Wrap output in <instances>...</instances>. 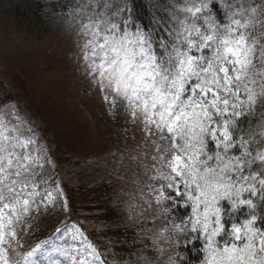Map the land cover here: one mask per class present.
<instances>
[{"label":"snow or ice","instance_id":"obj_1","mask_svg":"<svg viewBox=\"0 0 264 264\" xmlns=\"http://www.w3.org/2000/svg\"><path fill=\"white\" fill-rule=\"evenodd\" d=\"M154 8L151 25L135 0H75L70 13L86 74L151 146L137 251L118 264H191L198 243L199 264H264V0ZM40 141L15 103L0 105V264H116L79 228L80 247L21 251L29 218L67 207Z\"/></svg>","mask_w":264,"mask_h":264},{"label":"rangeland","instance_id":"obj_2","mask_svg":"<svg viewBox=\"0 0 264 264\" xmlns=\"http://www.w3.org/2000/svg\"><path fill=\"white\" fill-rule=\"evenodd\" d=\"M37 1L0 0V73L15 89L11 97H17L21 105L6 103L21 109L48 150L54 167L45 172V178L55 179L63 189L60 199L66 200L67 207L62 209L57 202L52 210L29 218L21 235V251L37 244L80 247L79 238L71 239L75 228L94 244L83 225L67 218L62 174L73 206L83 207L79 215L97 233L108 229V222L98 217L99 202L87 195V188L103 182L110 186L109 196L118 207L116 221L132 228L129 252L137 251L131 242L141 233L137 221L143 220L138 213L144 207L141 196L148 182L142 173L151 164V146L145 143L139 120L133 122L119 101L112 108L111 95L86 74L70 15L75 0H63L59 8L50 10L47 5L38 8ZM182 209L177 210V217L185 215ZM160 227L157 223L153 231Z\"/></svg>","mask_w":264,"mask_h":264},{"label":"trees","instance_id":"obj_3","mask_svg":"<svg viewBox=\"0 0 264 264\" xmlns=\"http://www.w3.org/2000/svg\"><path fill=\"white\" fill-rule=\"evenodd\" d=\"M63 0H39L37 1L38 8H41L42 5H47L48 9H56L59 8L62 4ZM162 0H135V14L138 22H142L144 25H151L154 23V16L158 15L154 8V5L161 3ZM15 91L14 88L9 87V84L3 74L0 73V105L4 104L7 101H13L16 104H20V101L16 98L11 97L10 92ZM264 123V121H261ZM51 152L56 156L54 148L50 147ZM60 170V169H59ZM64 188L69 197V205L67 210V218L70 220H76L78 223L83 225L95 243V245L104 252L107 253H117V257L119 256H128L129 250L131 246L129 245L130 235L132 232V228H129V225H125L123 223L116 221V214L118 207L112 203V200L109 196L110 186L103 182L98 185L89 186L87 188V195L91 196L92 199H97L99 202L98 217L105 219L108 229H104L101 233H97L94 228L90 229L85 225L83 215H79L81 212V208L78 206H73L69 186L62 174ZM86 195V196H87ZM78 202V201H77ZM86 210V209H85ZM184 212L188 211L187 209H182ZM183 212V211H182ZM110 221L112 222L110 224ZM97 233V234H96ZM117 241L119 243H117ZM200 247L199 243L196 245V248H190L187 252L188 257L191 259V264H199V258L197 254V250Z\"/></svg>","mask_w":264,"mask_h":264}]
</instances>
